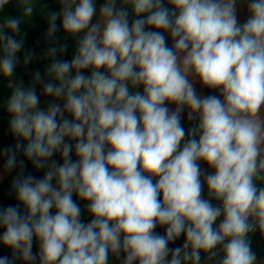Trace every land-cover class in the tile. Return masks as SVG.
<instances>
[{"label":"clouds","instance_id":"9594fccd","mask_svg":"<svg viewBox=\"0 0 264 264\" xmlns=\"http://www.w3.org/2000/svg\"><path fill=\"white\" fill-rule=\"evenodd\" d=\"M10 2L0 0V12ZM15 2L22 16L0 23V75L18 142L0 156L11 172L22 150L44 175L25 176L19 161L18 203L0 206V244L12 259L0 264H109L110 255L119 264H202V252L209 264H264L251 240L264 238V0H167L171 10L165 0H104L99 12L95 0H59L60 11L47 12L48 38L58 19L67 36L83 35L70 62L55 58L67 45L50 47L49 82L37 71L27 88L16 82L24 42L15 36L38 0ZM32 59L25 53L24 65ZM196 82L220 95L198 94ZM39 83L63 105L41 108ZM185 108L198 121L187 132ZM182 235V246H169Z\"/></svg>","mask_w":264,"mask_h":264},{"label":"trees","instance_id":"16d2710c","mask_svg":"<svg viewBox=\"0 0 264 264\" xmlns=\"http://www.w3.org/2000/svg\"><path fill=\"white\" fill-rule=\"evenodd\" d=\"M104 2V0H103ZM117 7H120V3H117ZM126 7V6H125ZM165 7H169L167 0H165ZM44 11L34 12L31 19H27L23 24L20 25V34L16 35L17 40L23 39L24 46L20 53L17 54L19 58V63L17 64L15 70L16 82L19 83L20 80H23V86L25 88L29 87L32 83L30 74H35L37 71L41 74V77L44 82H49L46 76V69L48 68L51 60L47 58L46 53L50 47L60 48L64 45H67V50L64 53L58 52L56 59L62 61H71L75 55V38H71L65 34L62 29V20H57L58 31L49 39L47 36V12H59L60 4L56 1L49 2L44 6ZM130 11V9H129ZM20 16V7L17 5L15 0H12L5 9L0 12V23H3V17L19 18ZM132 19L130 12V21ZM8 35H13L10 30H6ZM27 52L33 54V59L27 65H24V55ZM84 73H91V69L82 70ZM74 72V71H73ZM73 75V73H72ZM8 81L2 75H0V151L5 147L12 146L18 142V139L15 138L9 131L8 123V114L5 111L3 104L10 97L11 89L7 87ZM136 91V89H133ZM215 90L210 89V95L213 94ZM186 132L189 129H186ZM198 138V137H197ZM187 139V137L185 138ZM25 143V141H19ZM66 143H72L73 149L75 141L65 140ZM73 160L77 159L73 150L72 153ZM24 161V175L31 174L37 178H42L44 175L43 170L37 171L32 165L31 161L28 160L21 150L17 154V167L14 168L11 172L7 173V176L0 181V206L6 207L8 205H16L18 202L15 198V193L12 189V181L19 174L20 167L19 161ZM51 160H55L58 163H63V160L59 153H55ZM6 162V157L0 156V164L4 166ZM74 199L77 197L74 194ZM77 202L80 204L81 209L86 205L84 201ZM21 213H24V209L21 206ZM156 231L160 234L164 233V229L157 227ZM3 229H0V234H2ZM253 251H255L258 257L264 256V238L261 237L259 231L251 235ZM184 241V236L182 235L175 243L170 244V247L182 246ZM38 241L34 239L33 243V253L38 254ZM7 256L9 260L12 259V250L0 244V257ZM202 263L206 261L205 254L201 253ZM14 264H25L22 260L17 259ZM38 264V261H37ZM209 264V262H208Z\"/></svg>","mask_w":264,"mask_h":264},{"label":"rangeland","instance_id":"374dc122","mask_svg":"<svg viewBox=\"0 0 264 264\" xmlns=\"http://www.w3.org/2000/svg\"><path fill=\"white\" fill-rule=\"evenodd\" d=\"M51 1H56V2H58L59 3V0H38V4H37V8H36V10L34 11V12H38V11H40L41 10V7H44V6H46L49 2H51ZM95 2H96V7H98V4H99V1L98 0H95ZM117 3H119V0H117ZM102 5V4H101ZM22 16V9L20 8V16H19V18ZM97 18L98 17H95L94 19H93V23H95L96 21H97ZM25 21H27V19H23L22 20V22H21V24H23ZM81 34V33H80ZM80 34H78V36H77V38H75V43H76V40L77 39H79V35ZM82 35H83V33H82ZM103 70V69H102ZM83 74L84 75H90L91 73H84L83 72ZM33 75L34 74H30V76H31V78H32V82H33ZM73 75H75V71L73 72ZM47 76V75H46ZM48 78V77H47ZM48 80H49V78H48ZM52 83H54V84H56L57 86H58V81H51ZM31 85H32V83H31ZM30 85V86H31ZM36 92H37V94L40 96V107L41 108H44V109H46L47 108V106H48V104L49 103H52V102H55V103H59V104H61V106L63 105V99H54L53 97H51V96H45L44 94H43V83H39V84H36ZM138 91H143V89H142V86L140 87V88H138L137 89ZM136 90V91H137ZM9 99V98H8ZM7 99V100H8ZM6 100V101H7ZM6 101L4 102V104H3V107H4V109H5V111L7 112V109H6ZM66 116H68V118L69 119H71V117L66 113L65 114ZM66 140H69L68 138H66ZM200 163V166H201V168H202V170L205 172V174H208V173H213V171H211L210 169H208V168H206L201 162H199ZM0 167L2 168V170H4V167L0 164ZM4 172H6V171H4ZM4 178V177H3ZM204 197L205 198H208V196H207V187H206V185H205V188H204ZM91 216L87 213V211H86V206L82 209V217H81V219L85 222V223H87V222H89L90 220H91ZM170 258V257H169ZM113 259H114V261L116 262V263H119L117 260H116V258L115 257H113ZM202 264H208V262L207 261H204Z\"/></svg>","mask_w":264,"mask_h":264},{"label":"crops","instance_id":"0c3cea01","mask_svg":"<svg viewBox=\"0 0 264 264\" xmlns=\"http://www.w3.org/2000/svg\"><path fill=\"white\" fill-rule=\"evenodd\" d=\"M98 1H99V4H98V7H97V12H99V8H100L101 4L103 3V0H98ZM170 10H171V6H170ZM238 17H239L240 22L243 23L244 20L247 18V9H246V7H244L242 10H240V8H239V6H238ZM94 18H95V17H94ZM164 35H165V36L167 37V39H168V44H169V46H171L172 41H171L170 34H168V33H164ZM81 36H82V33L79 35V38H80ZM76 38H77V37H76ZM30 77H31V76H30ZM31 81H32V78H31ZM195 87H196V90H197V93H198V94H202V95H205V96L210 95V89L202 87L201 84H200L199 82H196ZM136 90H137V89H136ZM212 95H217V96H219L220 93H219L218 90H215V91L213 92ZM221 98H222V97H221ZM168 106H169V108H170L171 110H174V109H175V104H169ZM187 115H188V109L185 108V110H184V111L182 112V114H181V123H182V125H183L184 128H186V129H190V128H192L194 125H196V124L198 123V121H197V120L188 121V119H187ZM7 173H8V172H4V170H2V168L0 167V176H2V177L5 178V177L7 176ZM4 178H3V179H4ZM0 181H1V180H0ZM122 258H123V257H121V259H122ZM109 264H119V263H116V262L114 261V259H113V256L110 255V257H109Z\"/></svg>","mask_w":264,"mask_h":264},{"label":"built area","instance_id":"2783aa9c","mask_svg":"<svg viewBox=\"0 0 264 264\" xmlns=\"http://www.w3.org/2000/svg\"><path fill=\"white\" fill-rule=\"evenodd\" d=\"M201 163H202L206 168H208V169H210L211 171L214 172V169L209 168V166H208L206 163H204L203 161H201ZM212 203H213L214 205H216V206H219V204H220L219 201H216V200H214V199L212 200ZM222 219H223V217L219 218L214 226H218L220 220H222Z\"/></svg>","mask_w":264,"mask_h":264}]
</instances>
